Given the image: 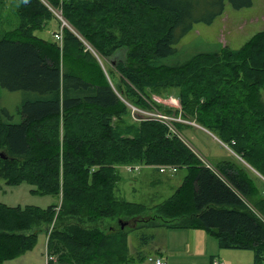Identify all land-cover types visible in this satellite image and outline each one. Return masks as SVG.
<instances>
[{"label":"trees","instance_id":"obj_1","mask_svg":"<svg viewBox=\"0 0 264 264\" xmlns=\"http://www.w3.org/2000/svg\"><path fill=\"white\" fill-rule=\"evenodd\" d=\"M11 2L19 25L0 37V91L23 98L16 115L0 110V180L63 199L46 209L0 203V264L32 252L42 233L50 264L143 263L148 257L131 254L128 236L153 227L202 230L220 250H249L254 264H264V179L257 175L264 178V30L239 49L219 44L179 64L164 62L196 26L253 0ZM48 6L69 25L61 40L60 28L42 36L55 19ZM154 95L177 97L183 119L246 164L231 154L206 166L183 139L184 123L131 122L128 104L177 116ZM129 165L178 166L187 174L169 198L148 206L117 196V167Z\"/></svg>","mask_w":264,"mask_h":264},{"label":"rangeland","instance_id":"obj_2","mask_svg":"<svg viewBox=\"0 0 264 264\" xmlns=\"http://www.w3.org/2000/svg\"><path fill=\"white\" fill-rule=\"evenodd\" d=\"M11 7V1L7 5H5L4 2V5L2 7V20L0 22V37H3L5 32L13 30L19 25V20L13 13L14 7L13 12ZM54 17L55 19L49 24L48 30L46 31V34H48V32L49 34L51 33L49 36L51 38L53 34L57 30H59L61 25L59 19L57 18L56 12L54 13ZM219 19H224L223 24L219 27L217 32H214V25L218 22ZM202 27H207L212 30L205 34L201 30ZM202 27L196 26L190 34L184 37L181 43L178 45L177 53L169 57L168 59H164V62L168 65L179 64L190 59L197 53L217 51L220 47L219 44H222L224 46L228 45L232 49L241 48L251 37L264 30V0H253V5L250 8H244L241 10H235L231 6H228L223 16L219 17L213 24ZM53 31L54 33L52 34ZM73 31L78 34L74 29ZM232 31L241 32L243 34V37L239 40H229ZM46 34H42V36L46 38ZM101 65L106 70L108 63L104 60L102 61ZM115 76V79H111L108 73L107 78L111 82L112 80H119L120 82V75H117L115 73ZM261 97L264 102V92ZM22 98L23 94L21 92H11L7 89L2 88L0 91V110L4 111V109L7 108L12 113V115H16L17 108L21 103ZM157 98L162 99L156 95L153 96V99H155L156 102ZM168 99V103H161V105L165 108L176 109L177 116L172 115L171 117L176 118L179 116V121L183 120L181 113V101L175 96H171L166 100ZM172 99L178 100L177 104L173 105ZM128 106L131 110L130 120L131 122L137 123V126H139V124L141 123V119H150L151 117L158 118L155 114H166L160 112V110L156 108L155 110H150L148 113V110L146 109H135L136 107L130 104H128ZM159 119L160 121L163 120L161 118ZM114 122L117 123L118 118H114ZM115 123L114 125H117ZM190 125L192 126V123ZM189 133L190 134L185 133L187 143L192 147L198 148V151L201 152L206 158L214 157L216 159L221 158V156H226L225 158L231 156V152L224 145L217 142L209 133L201 130V128L196 129V131L191 130V132ZM193 135L195 136V139ZM131 166L133 167V165ZM128 167L130 166L117 167V170L119 171V174L121 176V181L118 184V188L116 191L117 196L129 202L141 203L148 206L157 205L169 198L179 186L176 185L177 180L182 181L187 174L186 169H179L176 173H161L160 170L154 166H146L150 168L142 169L139 172H135L136 170L128 171ZM257 175L264 179L259 173H257ZM0 184L2 187V189H0V203L10 207L35 206L41 209H46L48 206L54 203H58V199L52 195L35 194L34 192H32L34 188L27 183H23L20 186L9 187L4 181L0 180ZM256 187L259 188L258 180L256 181ZM62 199L63 198L61 197L60 201H62ZM249 207L251 208L252 206L250 205ZM57 212H59V210ZM146 212L148 213V215L154 213V211L152 210H147ZM129 221L130 224L128 226V229H132L133 227H135V225L132 224L131 219H129ZM104 224L105 226L109 225L106 223ZM143 232L147 235H155V242H152V239H142L143 233H141V230L132 231L128 236V242L131 251H134V249L141 247V245L143 246L144 243L142 241H148L149 245H144L145 247H143V250L147 253H151L153 252V249L155 247L165 243L167 240H170V243H173V240H177V237H180V235H183L184 239H186V237L190 235L188 233H193V231H171L170 229L160 227L148 228L143 230ZM46 237V234L43 233L39 235L38 245L39 242L40 245H37L38 248L36 247L37 257L44 250ZM226 251H229L227 253H237L243 255L244 259L253 260L254 262V254L252 251Z\"/></svg>","mask_w":264,"mask_h":264},{"label":"crops","instance_id":"obj_3","mask_svg":"<svg viewBox=\"0 0 264 264\" xmlns=\"http://www.w3.org/2000/svg\"><path fill=\"white\" fill-rule=\"evenodd\" d=\"M10 1L12 0H4L5 5L9 4ZM223 20L224 19H219L218 22L214 25V29H213L214 32L218 31L219 27L223 24ZM200 26L202 27L206 25H200ZM201 30L203 33L207 34L212 29H209L207 27H202ZM46 33L47 32L45 31L43 34H46ZM53 33L54 31L52 32V34ZM48 34H46V38H49L51 33L49 35ZM242 37H243V34L241 32L232 31L229 40H239ZM89 47L90 46L88 45V48ZM89 49H91V47ZM200 128L201 127H196L193 125L192 126L186 125V129L185 131L181 132V135L185 139H187L185 137V133L190 134L189 132H191V130L196 131V129H200ZM201 130H204L205 132L209 133L217 142L220 143V141H218L219 139L215 135L210 133L208 130L203 129V128H201ZM193 137L195 139L194 135ZM192 149L198 154V156L201 159L212 162L213 164H218L221 161L228 159V158H225L226 156H221V158H216V159L214 157L206 158L201 152L198 151V148L193 147ZM145 168H150V167H146V166L143 167L141 165H137L136 167L127 168V170L128 171L136 170L135 172H139ZM181 183H182L181 180H177L176 185L180 186ZM57 204L59 205L61 204V201H59V199H58ZM145 229H148V228L142 229L141 232L143 233V230ZM186 231L187 232L193 231V233H188L190 235H188L186 239H184L183 235H180V237H177V240H173L174 241L173 243H170V240H167L165 243L160 244L157 247H155L153 249V252L151 253L145 252L143 250V247L145 246L141 245V247L134 249V251H131V254L136 256L138 253H142L146 255V258L148 256H159L165 261L166 264H211L214 259H218L224 264H254L253 260L244 259L243 255H240L237 253H227L229 251L220 250L217 240L214 237L207 234L205 231H202V230H186ZM155 240H156V236L153 235L152 242H155ZM46 243H47V237L45 238L44 250L39 254L38 257H37V252H36V249L38 248L37 247L35 248L34 251L29 252L26 255L14 261L8 262L6 264H47L46 263V255H47ZM148 243L146 245H149ZM39 245H40V242H39ZM136 261L137 263H132V264H148L147 260L143 263H141V261L137 259Z\"/></svg>","mask_w":264,"mask_h":264},{"label":"built area","instance_id":"obj_4","mask_svg":"<svg viewBox=\"0 0 264 264\" xmlns=\"http://www.w3.org/2000/svg\"><path fill=\"white\" fill-rule=\"evenodd\" d=\"M61 38H62L61 34L57 35V39L61 40ZM176 103H177L176 100L172 99V104H176ZM155 115L158 118L163 119L164 121H162V122L166 123L167 125H170V127H173L174 121H179V118H174V117H171L168 115H160V114H155ZM158 118L153 117L152 119L160 120ZM178 168H179L178 166H161L160 171L162 173H166V172L176 173L178 171ZM149 262L152 264H164L160 259L153 258V257L149 258ZM213 264H221V263H219L218 261H214Z\"/></svg>","mask_w":264,"mask_h":264},{"label":"bare ground","instance_id":"obj_5","mask_svg":"<svg viewBox=\"0 0 264 264\" xmlns=\"http://www.w3.org/2000/svg\"><path fill=\"white\" fill-rule=\"evenodd\" d=\"M47 5H48V4H47ZM48 8H49L53 13L56 12V13L58 14V12H59V11L54 10V9H53L52 7H50V6H48ZM62 14H63V13H62ZM89 48H90V47H89ZM96 55H97V54H96ZM177 99H178V98H177ZM140 109H141V108H140ZM144 110H145V109H144ZM149 111H150V110H148V113H149ZM143 113H144V112H143ZM161 115H163V114H161ZM165 115H166V114H165ZM136 116H137V115H136ZM145 117H146V116H145ZM151 118H152V117H151ZM158 119H159V118H158ZM181 119H182V118H181ZM162 121H163V120H162ZM190 124H191V123H190ZM169 127H170V126H169ZM128 168H129V167H128Z\"/></svg>","mask_w":264,"mask_h":264}]
</instances>
